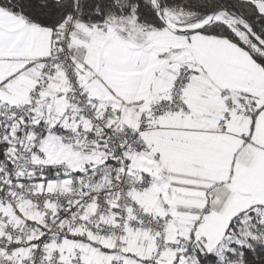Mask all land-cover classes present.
I'll list each match as a JSON object with an SVG mask.
<instances>
[{"label": "snow or ice", "instance_id": "obj_1", "mask_svg": "<svg viewBox=\"0 0 264 264\" xmlns=\"http://www.w3.org/2000/svg\"><path fill=\"white\" fill-rule=\"evenodd\" d=\"M0 264H264V0H0Z\"/></svg>", "mask_w": 264, "mask_h": 264}]
</instances>
